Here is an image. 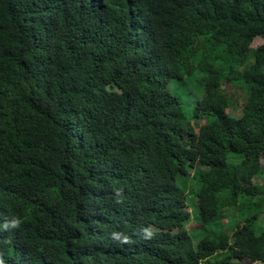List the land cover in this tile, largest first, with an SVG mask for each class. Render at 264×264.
I'll list each match as a JSON object with an SVG mask.
<instances>
[{
  "label": "trees",
  "instance_id": "trees-1",
  "mask_svg": "<svg viewBox=\"0 0 264 264\" xmlns=\"http://www.w3.org/2000/svg\"><path fill=\"white\" fill-rule=\"evenodd\" d=\"M261 159L264 0H0L3 264H264Z\"/></svg>",
  "mask_w": 264,
  "mask_h": 264
},
{
  "label": "rangeland",
  "instance_id": "rangeland-1",
  "mask_svg": "<svg viewBox=\"0 0 264 264\" xmlns=\"http://www.w3.org/2000/svg\"><path fill=\"white\" fill-rule=\"evenodd\" d=\"M263 44V40L262 39H257L253 44H252V48H258L260 45H262ZM261 167H262V169H263V171H264V159H261ZM191 178H190V180L188 181V182H186V183H184L183 184V186H184V189H186V190H188L189 189V191H190V193L192 192V191H194V189H195V181H194V179H192V176H190ZM255 182L258 184V185H260V190L262 191L261 193L264 195V174H263V176H260L259 178H257L256 180H255ZM189 193V194H190ZM192 198V195H190L188 198H187V201H188V207L186 208V211H188V212H190L192 209H193V206H195V199L194 200H192L191 199ZM237 212L238 211H232V213H234L233 215H232V213L230 214V217H236L237 216ZM232 215V216H231ZM259 223H260V225L262 226V227H264V214H262L261 216H260V218H259ZM187 227L186 228H188V229H193L195 226H196V222H195V218H194V215H190V218H189V221H188V223H187V225H186ZM250 262H249V260H246V264H249Z\"/></svg>",
  "mask_w": 264,
  "mask_h": 264
},
{
  "label": "clouds",
  "instance_id": "clouds-1",
  "mask_svg": "<svg viewBox=\"0 0 264 264\" xmlns=\"http://www.w3.org/2000/svg\"><path fill=\"white\" fill-rule=\"evenodd\" d=\"M0 264H3V260H0Z\"/></svg>",
  "mask_w": 264,
  "mask_h": 264
}]
</instances>
